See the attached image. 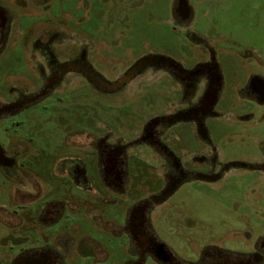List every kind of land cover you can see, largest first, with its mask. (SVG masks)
I'll list each match as a JSON object with an SVG mask.
<instances>
[{"label":"rangeland","instance_id":"374dc122","mask_svg":"<svg viewBox=\"0 0 264 264\" xmlns=\"http://www.w3.org/2000/svg\"><path fill=\"white\" fill-rule=\"evenodd\" d=\"M20 1L0 0L13 24L10 38L0 51L2 100L13 97L12 89L40 83L33 54L25 46L31 30L66 33L75 40L71 43L66 39L68 45L83 43L87 59L99 70L124 68L146 54L177 59L186 65L207 56L203 44L193 42L188 31L213 46L222 64L223 86L213 106L214 114L206 119L208 146L217 151L220 162L237 165L225 169L214 182L184 183L171 196L170 206L162 211L165 218L155 228L173 254L186 261H195L207 243L224 251L242 252L257 237H264V102L245 97L241 91L251 75L264 79V0H188L193 7L188 25L173 15L176 0ZM136 90L135 99L129 90L102 94L91 91L81 78L42 97L20 114L19 128L16 124L13 127L30 140L29 165L33 162L34 174L39 170L34 175L39 189L31 193L42 191L52 199L64 194L59 192L64 187L57 185L60 174L54 169L69 154L64 147L70 143L66 139L61 142L65 136L110 133L126 142L145 120L180 99L174 80L164 73L143 79ZM174 131L183 136L184 156L204 145L190 124ZM129 151L144 152L145 161L150 160L143 144ZM77 155L88 168L89 187L67 186L70 189L64 196L61 218L44 230L38 225L25 227L28 213L35 216L41 201L31 204L25 192H19L15 205L14 192L0 175V264H11L21 251L54 245L57 237L66 235L73 237L74 246L65 264H122L127 259V242L116 236L107 222L123 211L124 207L118 206L124 202L115 197L113 207L119 210L112 211V217L101 214L98 208L113 199L103 191L96 156L83 149ZM149 173L157 175L154 167ZM51 190L58 192L49 196L55 193ZM69 192L98 207L87 208L69 197ZM80 242L90 247L89 255L80 256L76 250ZM145 264L155 263L148 259Z\"/></svg>","mask_w":264,"mask_h":264},{"label":"flooded vegetation","instance_id":"af4514ba","mask_svg":"<svg viewBox=\"0 0 264 264\" xmlns=\"http://www.w3.org/2000/svg\"><path fill=\"white\" fill-rule=\"evenodd\" d=\"M183 1H175L173 15L188 25L193 15V7L186 0L189 13L183 18L179 13ZM33 2L36 3L35 0ZM20 3L26 1L21 0ZM12 25L10 12L0 4V51L10 38ZM29 33L25 46L33 54L40 83L12 89L10 93L13 97L9 100H2L0 96V175L4 176L6 185L14 192L12 201L15 205L19 201V192H25V199L31 204L38 205L41 201L35 216L31 217V213H28L25 227L33 228L38 225L44 230L54 224L63 213L62 203L66 201L64 196L67 189H70L66 187L71 184L78 188L89 187L88 168L77 155V152L83 149L96 156L98 173L105 187L103 191L113 199L98 208L101 214L113 216L112 211L116 210L113 207L116 206L113 204L115 197H120L124 202L122 206H118L119 209L124 207L123 211L117 213V217L114 214L115 217L107 220L113 227V233L127 242V259L122 264H145L148 259L155 264H264L263 236L257 237L249 248L242 252L224 251L207 243L202 246L195 261H186L173 254L159 239L155 228L159 221L165 218L162 211L170 206L171 196L184 183L188 180L214 182L223 175L225 169L237 165L235 162H220L217 151L213 148L210 150L208 146L206 119L214 114L213 106L223 86L222 64L213 46H208L204 39L197 38L192 31H188V36L193 42L203 44L207 56L193 59L186 65L177 59L146 54L134 59L124 68L99 70L93 66L91 59H87L83 43L78 46L68 45L66 39H71V43L75 40L66 33L56 29L31 30ZM148 55L156 58L142 59ZM142 61L143 63H140ZM157 73H164L174 80V85L180 93L177 102L172 103L161 114H155L145 120L139 132L126 142H122L118 137L113 138L110 133L65 136L61 142L66 139L70 143L64 147L69 154L58 161L54 169L60 174L57 185L64 187V190L59 192L64 194L58 193L57 199H52L41 194L42 191H34L37 195L31 193L34 188L39 189L34 182V175L38 174L39 170L34 174L35 169L31 167L33 162L29 165L32 151L30 140L18 130L20 114L25 113L29 106L42 97L80 81L81 78L88 83L91 91L111 95L129 90L132 92L131 98L135 99L138 91L136 89L141 81ZM124 76H127V79L119 82ZM241 91L245 97L258 103L264 102V79L251 75ZM185 123L195 129L198 139L204 143L196 153L189 156L182 154L183 136H178L174 131ZM15 124L18 128L13 127ZM141 144L147 147L150 152L149 159H153V162L145 161L144 152L129 151L132 146ZM44 167L43 163V169ZM151 167L155 168L157 175L151 176ZM51 191L55 193L49 196H55L58 192ZM68 195L87 208L98 207L93 201H82L70 192ZM61 239L64 241L61 242ZM56 242L54 245L32 246L21 251L12 259L11 264H65L64 260L74 246L73 237H57ZM76 250L80 256L92 252L84 242L77 243Z\"/></svg>","mask_w":264,"mask_h":264},{"label":"water","instance_id":"95a60500","mask_svg":"<svg viewBox=\"0 0 264 264\" xmlns=\"http://www.w3.org/2000/svg\"><path fill=\"white\" fill-rule=\"evenodd\" d=\"M179 13L182 14L183 18H185L188 15V13H189V6L187 5L186 0L183 1L181 7L179 8ZM155 58L156 57L153 56V55H148V56H146V57H144L142 59H155ZM140 63H143V61L140 62ZM126 79H127V76H124L119 82H122V81H124Z\"/></svg>","mask_w":264,"mask_h":264}]
</instances>
